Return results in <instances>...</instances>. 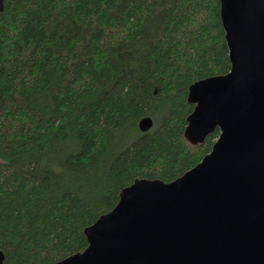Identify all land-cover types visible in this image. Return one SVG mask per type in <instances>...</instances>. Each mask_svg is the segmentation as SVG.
I'll use <instances>...</instances> for the list:
<instances>
[{"label": "trees", "instance_id": "16d2710c", "mask_svg": "<svg viewBox=\"0 0 264 264\" xmlns=\"http://www.w3.org/2000/svg\"><path fill=\"white\" fill-rule=\"evenodd\" d=\"M219 0H3L0 249L52 264L135 178L169 181L219 128L183 136L193 81L230 68ZM150 116L147 130L138 120Z\"/></svg>", "mask_w": 264, "mask_h": 264}, {"label": "water", "instance_id": "95a60500", "mask_svg": "<svg viewBox=\"0 0 264 264\" xmlns=\"http://www.w3.org/2000/svg\"><path fill=\"white\" fill-rule=\"evenodd\" d=\"M219 6L230 68L189 84L183 130L194 144L218 127L211 149L172 180L122 187L86 247L52 264H264V0Z\"/></svg>", "mask_w": 264, "mask_h": 264}]
</instances>
